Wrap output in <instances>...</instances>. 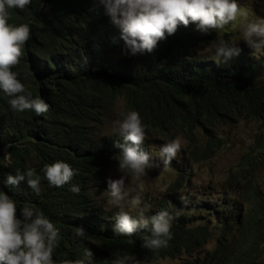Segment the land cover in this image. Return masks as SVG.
<instances>
[{"label":"trees","instance_id":"trees-1","mask_svg":"<svg viewBox=\"0 0 264 264\" xmlns=\"http://www.w3.org/2000/svg\"><path fill=\"white\" fill-rule=\"evenodd\" d=\"M252 6L264 15V0H252ZM10 17L9 22L31 28L14 70L49 110L40 116L13 112L0 91V190L18 207L39 208L60 229L55 257L84 258L89 248L91 264H112L114 257L142 264L161 259L264 264V54L242 49L219 62L199 57L195 49L216 39L190 22L166 33L152 52L132 55L120 29L93 0H32L24 10L11 9ZM118 99L120 118L132 109L140 113L147 137L142 147L153 157L163 143L182 136L196 160H208L223 143L215 128L231 125L239 115L258 122L254 146L220 184L194 185L183 156L171 160L167 167L174 179L146 211L175 216L173 238L164 249L141 247L150 228H138L131 237L116 235V209L96 205L107 168L118 163L120 149L114 145L122 137L113 124L103 132ZM58 160L79 170L63 187L43 178V166ZM29 167L41 176L38 195L26 183H4L9 173ZM73 184L80 187L78 194L70 191ZM79 226L88 232L84 241L73 235Z\"/></svg>","mask_w":264,"mask_h":264},{"label":"clouds","instance_id":"clouds-1","mask_svg":"<svg viewBox=\"0 0 264 264\" xmlns=\"http://www.w3.org/2000/svg\"><path fill=\"white\" fill-rule=\"evenodd\" d=\"M102 5L110 23L120 29L121 39L128 53L152 52L158 41L172 35L179 25L187 27L195 23L202 34L212 31L219 36L226 29L238 31L239 40L220 39L215 46V56L225 60L239 56L243 40L253 53L264 51V16H256L250 8L238 0H93ZM32 0H0V91L8 97L13 112L30 111L37 116L49 110V104L39 96H33L14 69L24 55V46L31 39V28L27 23H11L10 10H24ZM114 121V133L122 137L115 142L120 149L118 179L108 177L107 187L101 193L105 211L116 209L114 232L120 236H133L138 228L149 229L150 234L142 239L141 247L148 250L167 248L173 238L172 222L175 216L169 211H159L148 216V205L132 181L141 180L148 171L167 167L182 150V140L176 137L163 143L155 157L145 151L146 126L140 113L129 110ZM254 145L252 144V147ZM10 147V145L8 146ZM251 147V148H252ZM250 149V148H249ZM69 163L55 161L43 166V178L50 186L63 187L78 174ZM27 187L37 195L41 191V176L34 168L24 171L16 169L9 173L4 183L7 186ZM80 187L73 184L70 191L79 193ZM74 237L84 241L88 232L83 226L75 227ZM61 241L60 229L37 207L17 201L0 190V264H91L93 253L84 250V258L55 257ZM129 258L114 257L112 264H128ZM132 264H140L133 261Z\"/></svg>","mask_w":264,"mask_h":264},{"label":"rangeland","instance_id":"rangeland-1","mask_svg":"<svg viewBox=\"0 0 264 264\" xmlns=\"http://www.w3.org/2000/svg\"><path fill=\"white\" fill-rule=\"evenodd\" d=\"M238 2L251 9L256 16H264L263 14L255 11L252 6V0H238ZM224 33H228L227 37L221 33L217 36L215 31H212L215 41H211L210 44L198 47L195 49V54L199 57H216L215 46L219 43L220 39L232 41L239 40L240 33L238 31H232L226 29ZM238 46L244 51L248 52L251 49L243 40L238 42ZM252 50V49H251ZM264 54V51L259 52ZM123 101L118 99L114 105L115 116L109 114L108 120H106V127L103 132H106L114 121L120 118L119 110L122 109ZM258 122L252 121L250 118H244L239 115L235 118L234 122L229 126H220L214 129V132L222 137L223 143L218 151L208 160H196L194 156L189 153L187 141L182 136H178L182 140V150L177 154V157L183 156L185 163L189 166L193 177L192 184L203 185L207 183L216 185L223 182L226 174L232 172L239 160V156L247 149L252 147L253 138L256 134H260L258 131ZM121 173L118 169V163L111 164L105 173L103 180V189L96 196V205L100 209L105 210V202L102 200L101 193L106 189V180L108 177L118 179ZM174 179V174L168 167H159L154 172L148 171L147 176L141 180L132 181L137 191L142 194L143 203L148 205V208L160 198V196L168 190L170 183ZM146 209V211L148 210ZM207 248H210L209 242L206 244ZM174 260L161 259L156 264H173ZM128 264H132V261H128ZM142 264V263H140ZM145 264V263H143Z\"/></svg>","mask_w":264,"mask_h":264}]
</instances>
